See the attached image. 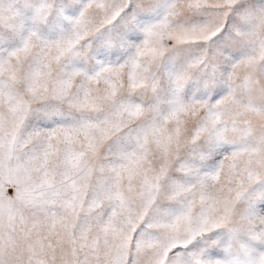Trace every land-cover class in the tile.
Returning a JSON list of instances; mask_svg holds the SVG:
<instances>
[{
    "label": "snow or ice",
    "instance_id": "snow-or-ice-1",
    "mask_svg": "<svg viewBox=\"0 0 264 264\" xmlns=\"http://www.w3.org/2000/svg\"><path fill=\"white\" fill-rule=\"evenodd\" d=\"M0 264H264V0H0Z\"/></svg>",
    "mask_w": 264,
    "mask_h": 264
}]
</instances>
